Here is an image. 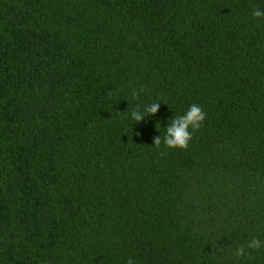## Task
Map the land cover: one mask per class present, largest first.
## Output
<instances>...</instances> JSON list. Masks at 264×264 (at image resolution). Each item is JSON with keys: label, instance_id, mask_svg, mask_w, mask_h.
<instances>
[{"label": "trees", "instance_id": "trees-1", "mask_svg": "<svg viewBox=\"0 0 264 264\" xmlns=\"http://www.w3.org/2000/svg\"><path fill=\"white\" fill-rule=\"evenodd\" d=\"M255 7L0 0V264H264V247L236 255L264 231ZM193 103L189 147L155 148Z\"/></svg>", "mask_w": 264, "mask_h": 264}, {"label": "clouds", "instance_id": "clouds-1", "mask_svg": "<svg viewBox=\"0 0 264 264\" xmlns=\"http://www.w3.org/2000/svg\"><path fill=\"white\" fill-rule=\"evenodd\" d=\"M251 15L253 18H257V22L259 23L261 20H264V8H253ZM143 91V87L139 90H134L132 93L133 98L139 101L140 93ZM161 101L163 100H156L143 105L138 102L135 108L131 110L129 119L134 121L135 125L141 122L148 124L150 122V117H155L158 114ZM124 112L127 113V111ZM206 119L207 112L205 109L197 103L191 104L182 114L177 115L175 113L174 116L168 119L167 126H163V133L158 129V125H161V123L158 122L156 124L157 130L160 131L161 134L153 137L154 147H163L164 149H187L193 138V133L203 126ZM262 237H264V231H262L260 236L248 242L246 246L239 247L236 250V255L246 257L251 254L252 250H259L264 247V238ZM126 264H136V261L132 256H129Z\"/></svg>", "mask_w": 264, "mask_h": 264}]
</instances>
